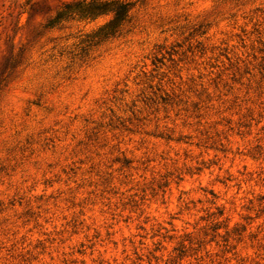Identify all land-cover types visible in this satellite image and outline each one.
Listing matches in <instances>:
<instances>
[{
	"label": "rangeland",
	"instance_id": "374dc122",
	"mask_svg": "<svg viewBox=\"0 0 264 264\" xmlns=\"http://www.w3.org/2000/svg\"><path fill=\"white\" fill-rule=\"evenodd\" d=\"M117 1L106 39L51 24L91 0H0V229L25 264H264V0Z\"/></svg>",
	"mask_w": 264,
	"mask_h": 264
},
{
	"label": "trees",
	"instance_id": "16d2710c",
	"mask_svg": "<svg viewBox=\"0 0 264 264\" xmlns=\"http://www.w3.org/2000/svg\"><path fill=\"white\" fill-rule=\"evenodd\" d=\"M132 6L130 3L127 2H111V3H99L98 0H91L89 3H78L76 5H65L63 11H61L57 17L51 22L52 25H56L60 23L62 20L67 19L72 15L73 12L79 11L84 15L89 16H97L99 14H106L112 13L113 19L107 24L105 28L102 29L101 35L106 39L115 38L120 33V28L122 23L127 18L128 14L130 13ZM98 36V35H95ZM93 38V37H92ZM88 44H86L85 48L80 47V50H73L69 53L71 62L75 63L76 61H85V57L89 55V47L92 44L87 40ZM216 216L217 219H220L224 216V210L218 209ZM212 231V236L210 239L211 243H215L219 246L220 241L224 243V245L229 244V241L233 234H239L240 229L239 227H235L233 229L229 228V225L225 223V220L216 221L211 224L210 227ZM224 229V233L221 234L220 230ZM221 238L222 240H217ZM181 258L186 256L187 250L182 245L179 249H177Z\"/></svg>",
	"mask_w": 264,
	"mask_h": 264
},
{
	"label": "clouds",
	"instance_id": "9594fccd",
	"mask_svg": "<svg viewBox=\"0 0 264 264\" xmlns=\"http://www.w3.org/2000/svg\"><path fill=\"white\" fill-rule=\"evenodd\" d=\"M9 236L10 234H6L4 230L0 229V264H25V261L20 257V253L24 250L12 247L15 241H10Z\"/></svg>",
	"mask_w": 264,
	"mask_h": 264
}]
</instances>
